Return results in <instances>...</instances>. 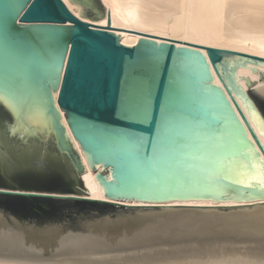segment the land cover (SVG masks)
I'll return each instance as SVG.
<instances>
[{
    "label": "water",
    "instance_id": "obj_1",
    "mask_svg": "<svg viewBox=\"0 0 264 264\" xmlns=\"http://www.w3.org/2000/svg\"><path fill=\"white\" fill-rule=\"evenodd\" d=\"M70 1L85 18L106 15L101 0ZM108 18V26L92 24L63 0H0V244L18 239L13 249L27 255L40 253L35 245L121 255L264 240V160L232 106L264 154L234 96L264 136L257 81L239 77L258 110L236 84L237 67H264V56L113 28L109 7ZM111 29L171 42L139 37L129 46ZM58 87L92 171L103 166L104 199L85 185ZM190 198L245 202H164ZM132 199L145 202L125 203Z\"/></svg>",
    "mask_w": 264,
    "mask_h": 264
},
{
    "label": "bare ground",
    "instance_id": "obj_2",
    "mask_svg": "<svg viewBox=\"0 0 264 264\" xmlns=\"http://www.w3.org/2000/svg\"><path fill=\"white\" fill-rule=\"evenodd\" d=\"M63 1L76 16L92 24L108 26L109 7L111 15L110 27L113 28L142 32L201 46L226 48L264 56V0H101L105 6L106 15L99 19V21L97 20L98 22L81 16V9L78 8V10H76L75 4L70 0ZM111 31L116 34H121V42L129 46H134L138 42L139 37L151 38L157 42H171V40L136 32L114 29H111ZM175 43L179 46L187 45L176 41ZM202 51L206 53L204 48H202ZM246 65L248 67L257 68V71L253 72L252 69L248 67H237L236 84H239L248 96L250 87L248 86L246 79H239V77L249 78L253 82L257 81L253 86L256 88V92L264 95V78H260V74L264 73V67L253 64ZM62 74L63 67L61 77ZM214 84L223 87V84L216 73L214 74ZM59 87L56 93L53 92V94L56 95L55 103L59 108L66 130L73 138L75 147L78 149L82 157V162L86 166V170L82 173L85 185L90 192L91 198L104 199L105 194L97 180V174L102 170L103 166L100 165L94 172L92 171L86 156L84 155L78 141L74 138L67 123L65 111L57 103ZM234 96L264 145V136L260 134L255 124L251 121L241 100L235 94ZM249 99L255 105L252 98L249 97ZM232 106L245 126L248 137L252 140L264 160V154L260 151L233 101ZM255 107L258 110L256 105ZM258 112L264 119L261 112L259 110ZM143 202L145 201L132 199V201L126 200L125 203L142 204ZM164 202L200 205H231L245 201L220 200L217 203L213 198L203 200L190 198L187 200H171ZM15 241H18V239H7L5 241L8 244H12L11 246H3L4 243L0 244V264H73L74 260L85 261V258L99 260L107 259V261H111L110 264H145L142 260L139 261L136 259V261H130L128 257L143 258L144 255L151 252V250L153 252L154 250H159L160 253H166L169 251L173 253L171 260L166 261L169 258L166 260L164 259L165 261H163V258L161 261L156 259L157 261L154 262L155 264H167L165 262H169L168 264H264V240H227L217 243H196L190 246L183 245L148 249L138 252L124 253L121 255L94 253L91 251H71L69 247L48 252L49 250L47 251L44 247H39L37 245H35V248L40 253H31L27 255L25 251L13 249L16 248ZM256 246L261 247L257 249ZM74 247V249L80 248L78 245H75ZM202 247L206 248L204 249V252H202ZM178 250L181 251V253H177ZM187 252H190V254H187ZM47 253H49V255L56 254L55 256L59 254L64 258L62 259L64 261L56 262L55 260V262H53L51 261L52 259H50L51 262H49V259L48 261H46V259H39L37 261L36 256L41 254L46 255ZM182 253H186L187 255L181 257ZM165 256L166 255H164V258ZM168 256H171V254ZM49 258L56 257L51 256ZM146 263L149 264L148 260ZM154 263L152 262V264Z\"/></svg>",
    "mask_w": 264,
    "mask_h": 264
},
{
    "label": "rangeland",
    "instance_id": "obj_3",
    "mask_svg": "<svg viewBox=\"0 0 264 264\" xmlns=\"http://www.w3.org/2000/svg\"><path fill=\"white\" fill-rule=\"evenodd\" d=\"M88 19H90L89 17H87ZM90 20H92V19H90ZM92 21H96V22H98L97 20H92ZM254 87V86H253ZM264 106V105H263ZM81 208L83 209V210H85V211H93L92 210V208H91V206H89V205H82L81 206ZM255 246V245H254ZM259 247H261V246H256V248L257 249H259ZM263 247V246H262ZM255 248V247H254ZM255 248V249H256ZM191 249H193V248H191ZM203 251L202 252H204V249H206L205 247H202L201 248ZM251 249H253V248H251ZM179 251V250H178ZM177 251V253H181V251H179L178 252ZM190 251V250H189ZM42 253V252H41ZM190 254V252H187V254ZM58 254V253H57ZM149 254V255H148ZM148 254H146V255H144V257L143 258H136V257H128L129 258V260L130 261H136V259L137 260H139V261H143L145 264H148V263H146V261L148 260V262H149V264H152V262L154 263V262H156L157 260L158 261H161L162 260V258H163V261H165L167 258H169L168 260H166V261H169V260H171V257L173 256V253H171L170 251L169 252H166V253H160V251L159 250H154V252L151 250V252H148ZM171 254V256H168V255H170ZM186 253L184 254V253H182V255H181V257H185L186 255H187ZM56 255V254H55ZM54 254H52V255H49V253H47L46 255H38V256H36V259H37V261L39 260V259H41V260H44V259H46V261H48V259H49V262H51V261H53V262H55V260H56V262H60V261H64V260H62V259H64V258H62L61 257V255H57V256H55ZM152 255V256H151ZM154 255H155V257H154ZM157 255H159V256H161V257H159V256H157ZM163 255V256H162ZM164 255H166L165 256V258H164ZM175 255V254H174ZM179 255V256H180ZM56 257V258H49V257ZM59 257H61V258H59ZM175 257H178V256H175ZM36 259H35V261H36ZM50 259H52L51 261H50ZM157 259V260H156ZM165 259V260H164ZM72 260V259H71ZM85 261H76V260H72L73 261V264H74V262H75V264L77 263V264H86V262H87V264H110V260H108L107 261V259H103V260H99V259H90V258H85L84 259ZM152 260V261H151ZM154 260V261H153ZM34 261V260H33ZM92 262V263H91ZM165 263H169V262H165ZM155 264V263H154Z\"/></svg>",
    "mask_w": 264,
    "mask_h": 264
},
{
    "label": "trees",
    "instance_id": "obj_4",
    "mask_svg": "<svg viewBox=\"0 0 264 264\" xmlns=\"http://www.w3.org/2000/svg\"><path fill=\"white\" fill-rule=\"evenodd\" d=\"M24 174H17V175H14L13 178L16 179V180H32V179H35V180H38V179H43V178H39L38 176H34V175H30V176H23ZM52 180V179H51Z\"/></svg>",
    "mask_w": 264,
    "mask_h": 264
},
{
    "label": "snow or ice",
    "instance_id": "obj_5",
    "mask_svg": "<svg viewBox=\"0 0 264 264\" xmlns=\"http://www.w3.org/2000/svg\"><path fill=\"white\" fill-rule=\"evenodd\" d=\"M4 98L3 97H0V102H3Z\"/></svg>",
    "mask_w": 264,
    "mask_h": 264
},
{
    "label": "flooded vegetation",
    "instance_id": "obj_6",
    "mask_svg": "<svg viewBox=\"0 0 264 264\" xmlns=\"http://www.w3.org/2000/svg\"><path fill=\"white\" fill-rule=\"evenodd\" d=\"M0 129H1V127H0Z\"/></svg>",
    "mask_w": 264,
    "mask_h": 264
}]
</instances>
